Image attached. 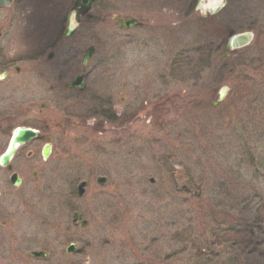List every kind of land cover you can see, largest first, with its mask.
Returning a JSON list of instances; mask_svg holds the SVG:
<instances>
[{"label":"rangeland","instance_id":"obj_1","mask_svg":"<svg viewBox=\"0 0 264 264\" xmlns=\"http://www.w3.org/2000/svg\"><path fill=\"white\" fill-rule=\"evenodd\" d=\"M73 2L21 0L8 26L31 58L27 114L16 123L45 120L54 148L46 163L15 164L41 169L23 173L19 189L0 168V264H187L203 247L226 253L213 235L241 223L233 205L240 211L250 186L264 184V0H227L212 16L198 0H96L67 37ZM120 18L143 25L120 29ZM244 32L251 44L221 58L229 37ZM78 73L84 93L48 92ZM98 101L117 117L92 113ZM41 103L54 109L39 117ZM75 212L86 228L73 224Z\"/></svg>","mask_w":264,"mask_h":264},{"label":"flooded vegetation","instance_id":"obj_2","mask_svg":"<svg viewBox=\"0 0 264 264\" xmlns=\"http://www.w3.org/2000/svg\"><path fill=\"white\" fill-rule=\"evenodd\" d=\"M20 1L21 0H0V148H3L2 152L0 153V157L9 148L13 140V137L15 135V132L18 129H30V130L35 131L36 135L28 142L23 143L22 145H19L17 147V150L15 152V155L12 161L6 167H2L0 165V168L3 171H5V173L7 174L8 182L10 183L12 187H16L13 185V183L10 180L11 176L13 175L18 176L21 179L20 186L22 187L26 181L23 173L30 174V176L34 178L37 176H40L41 174L40 168L29 172V166L25 164H20L18 167L19 169L15 168V164H17L19 160L23 159L24 161L29 162V161L34 160L35 158H39L41 163H46L51 158L52 153H53V148H54L53 144L46 139L47 129L49 128V125L47 124L45 120H44L45 124L43 127H28V126H24V125L16 123L17 118H20L24 113H26L25 112L26 110H23L21 108L22 107L21 105L26 100L25 98H27V93H26L27 90L32 87V83H30L28 80L29 72L27 70V64L31 62L29 61L31 58H29L28 56L26 47L23 45H20L21 42H19L16 39V35L13 34L15 31L8 27L9 24H11L10 21L12 20L13 14L16 13L14 14V16H17L18 12L19 13L22 12V7L21 6L17 7ZM76 1L77 0H74L72 7L70 8L67 14V17H66V26H65L64 34L67 37H71L73 33L75 32L76 28L80 25L81 20L85 17H88L90 14V11H89L87 14L81 15L79 18V22L76 23L75 13L72 12V9L75 7ZM95 2L96 0H94L93 5L95 4ZM17 9L19 10L18 12H17ZM69 18H70V21H69ZM142 25L139 27H142ZM68 30L71 32L70 35H67ZM36 55L40 56L41 54L39 53ZM31 57L34 58L33 56ZM83 57H84V53L82 56L81 64L83 67H86L90 60L87 62L86 65H83ZM53 58H54V53L49 52L47 54V59L52 60ZM71 61L72 60H70L69 58L66 62H64L65 66L71 65ZM61 78H57V80ZM58 84L59 86H51L48 89V92L54 95L53 91L57 90V88L59 87V91L62 92L63 96L55 97V98L56 99L63 98L64 100H69L72 97H76L85 92L86 86H87V78L84 73H78L74 75L69 81H66L64 84L63 83L62 84L58 83ZM68 96H71V98H67ZM107 104H105L104 101H98L97 108L91 111L95 115H98L103 120H105L104 122H107L109 117L111 118L117 117V114L113 112L112 108L110 109L111 115L109 116L107 115V112H109V110H107L108 109ZM73 107H74L73 105L69 106L70 109L71 108L73 109ZM50 109L53 110L54 106L49 105L47 103H41L39 105L37 115L41 117L43 116L45 111H48ZM66 109L67 108H64L61 110L62 114L66 113L67 111ZM13 111H16V113H14ZM69 117L70 116H66L67 122H70ZM58 127L61 129L63 126H58ZM48 146L50 149L49 155L45 159L44 150ZM106 182H107V179H106ZM85 183H86V186L84 189L86 193L87 182ZM80 184H78L77 189H76L77 194H78V187ZM19 188L20 187L18 186V188L16 189H19ZM1 197H2V193L0 191V198ZM73 224L77 225L80 223L73 222Z\"/></svg>","mask_w":264,"mask_h":264},{"label":"trees","instance_id":"obj_3","mask_svg":"<svg viewBox=\"0 0 264 264\" xmlns=\"http://www.w3.org/2000/svg\"><path fill=\"white\" fill-rule=\"evenodd\" d=\"M263 190L264 184L260 190L250 186L251 193L246 199L248 205L242 206L240 211V203L233 205V211L239 214L235 220L241 223L228 226L213 235L216 240L214 246L225 249L226 253L220 254L203 247L196 251V256L189 259L187 264H200L201 261L209 264H264ZM216 235L219 236L215 238Z\"/></svg>","mask_w":264,"mask_h":264},{"label":"water","instance_id":"obj_4","mask_svg":"<svg viewBox=\"0 0 264 264\" xmlns=\"http://www.w3.org/2000/svg\"><path fill=\"white\" fill-rule=\"evenodd\" d=\"M93 2H94V0H77L76 1L75 7L72 9V12L75 13V22L76 23L79 22V18L81 15H85L91 10ZM203 2H204V0H199L198 6H200L201 3H203ZM225 5H226V0H223L222 3L220 5H218L215 9L204 11V13L206 16H212L214 14L219 13L225 7ZM69 21H70V18H69ZM117 24L121 29H129V28L140 25L139 22H137L135 19H132V18L118 19ZM70 33L71 32L68 30L67 35H70ZM252 39H253V34L249 33V32H244V33L233 35L227 41L226 51L223 52V54L221 55V58L227 57V51L232 52V51L240 50V49H243V48L249 46L252 42ZM94 51H95L94 47H90L84 52L83 65L87 64V62L90 60L91 56L93 55ZM226 93H227V90L223 89L219 93L218 100L215 103H213L212 106L220 104L223 101V99L225 98ZM35 135H36V132L33 130L18 129L15 132V135L13 137V140H12L9 148L0 157V165L3 167H6L12 161V159L15 155V152L17 150V147L19 145H22L23 143L28 142L33 137H35ZM49 150H50L49 146L44 150V158L45 159L49 155ZM10 180L13 183V185L16 187L20 186V184H21V179L18 176L13 175V176H11ZM153 181L154 180L152 179L151 182H153ZM97 182L100 185H104L106 182V178L100 177V178H98ZM85 186H86L85 182H82L79 185V187H78V196L79 197H82L84 195ZM78 221H80L82 228H85L88 226V222L86 220H82V217L79 214L75 213L73 215V222L77 223ZM75 249H76V246L74 244H72L67 248V253H72L75 251ZM30 256L45 259L47 257V254L42 252V251H35V252H31Z\"/></svg>","mask_w":264,"mask_h":264},{"label":"bare ground","instance_id":"obj_5","mask_svg":"<svg viewBox=\"0 0 264 264\" xmlns=\"http://www.w3.org/2000/svg\"><path fill=\"white\" fill-rule=\"evenodd\" d=\"M221 1L222 0H208V1L201 3L200 8L202 11L212 10V9H215L221 3Z\"/></svg>","mask_w":264,"mask_h":264}]
</instances>
